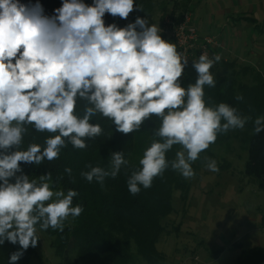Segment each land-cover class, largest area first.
<instances>
[{
	"label": "clouds",
	"instance_id": "obj_1",
	"mask_svg": "<svg viewBox=\"0 0 264 264\" xmlns=\"http://www.w3.org/2000/svg\"><path fill=\"white\" fill-rule=\"evenodd\" d=\"M135 7V0H93L91 5L62 0L49 17L38 2L0 0V245L34 248L40 240L37 225L62 232L69 217L80 216L82 206H73L77 192L53 190L50 172L38 179L17 173L21 163L38 166L58 159L68 144L85 149L88 140L103 133L99 123L90 122L98 114L125 135L153 117L160 121L141 167L127 180L132 195L140 186L150 188L169 167L193 179V162L220 134L243 130L249 121L253 134L264 130V116L253 119L227 103L206 101L205 87L217 84L210 70L219 54L193 60L197 78L185 87L181 77L188 59L162 38L158 25L139 17L126 27L105 24V14L127 19ZM79 101L84 102L82 116L76 111ZM29 126L53 135L43 147L30 143L22 149ZM174 145L180 150L168 160ZM204 160L208 170L219 172L214 159ZM127 163L122 151L113 152L108 168L89 165L81 176L103 187ZM65 172L71 176L72 169ZM22 255L13 253L10 264Z\"/></svg>",
	"mask_w": 264,
	"mask_h": 264
},
{
	"label": "trees",
	"instance_id": "obj_2",
	"mask_svg": "<svg viewBox=\"0 0 264 264\" xmlns=\"http://www.w3.org/2000/svg\"><path fill=\"white\" fill-rule=\"evenodd\" d=\"M25 5H34L37 2L43 7L44 14L51 17L55 15V9L61 7L62 0H19ZM91 5L93 0H83ZM135 10L127 19L113 17L105 14V24H116L118 27H126L134 23L139 17L147 19L153 14L154 0H135ZM165 20L166 9H161ZM174 10L171 15L170 25L179 23L181 16L176 17ZM173 22V24H172ZM175 22V23H174ZM139 30V29H138ZM162 38L164 36L161 34ZM167 40V39H166ZM175 44L174 39L168 40ZM217 84L214 88L205 87V99L209 105L227 103L238 109L242 115H251L253 119L264 116V94L256 82L260 83L262 77L250 67L240 66L237 62L215 63L210 70ZM184 70L181 83L187 87L194 83L197 74ZM257 85V86H256ZM242 95L243 100L237 101L236 95ZM83 101L78 102L77 114L83 115ZM91 123H99L103 129L101 136L87 141L85 149H76L71 144L61 149L58 159L45 160L41 165L21 163V173L36 178L40 175L51 173L53 190H68L77 192L73 198V206L80 205L83 208L80 216L69 217L65 222L64 230H40L50 241L56 257L64 260L71 253H76V261L84 264H136L141 258L149 264H159L163 260L162 254L156 249L158 237L163 232L162 220L172 212V195L174 189H180L182 196L186 191L187 183L180 175L169 167L162 176L153 180L150 188L144 189L137 195H132L127 186V180L132 171L141 166L139 160L144 151L150 147L155 129L160 121L153 117L141 126V129L125 135L116 131L115 125L107 118L99 114L94 116ZM247 130L248 158L245 163V174L250 177L260 188H264V130L253 134V124L249 121ZM50 133H39L29 126V131L24 137L22 149H26L30 143L44 146L45 139ZM224 139L220 134L216 142L201 153L200 159L208 154L211 147ZM14 150V149H13ZM180 146L174 145L166 153L168 160L175 158V153ZM123 152L128 163L121 167L115 178L107 177L103 187L95 181L88 182L81 176V172L88 171L87 166H100L108 168L113 152ZM200 159H198L200 161ZM194 163V162H193ZM65 168H71V176L65 172ZM11 182H14V178ZM184 198V197H183ZM18 251L23 255L15 264H32L31 258L37 251L36 247L21 249L19 244L5 241L0 245V264H10V256ZM264 256V248L259 247L250 252H244L235 264H257L262 259L255 257ZM217 256V254H213ZM264 258V257H263Z\"/></svg>",
	"mask_w": 264,
	"mask_h": 264
},
{
	"label": "rangeland",
	"instance_id": "obj_3",
	"mask_svg": "<svg viewBox=\"0 0 264 264\" xmlns=\"http://www.w3.org/2000/svg\"><path fill=\"white\" fill-rule=\"evenodd\" d=\"M154 5L159 7L147 20L149 26L160 27L165 40L173 39L170 14L175 10L176 17H183L191 12L199 34H206L200 36L219 44L212 46L221 62L235 61L254 69L262 77L256 84L264 94V0H154ZM186 70L197 74L192 64ZM223 135L203 159L192 164L193 179L178 173L187 187L184 196L180 189L173 190L172 212L162 220L163 232L155 245L163 256L159 264H235L244 252L264 248V188L244 171L247 130ZM205 157L217 162L219 172L205 167ZM37 235L40 240L32 264H84L76 261V253L66 260L56 257L47 236L40 231ZM263 257H255L262 259L257 264H264ZM136 264L149 263L140 258Z\"/></svg>",
	"mask_w": 264,
	"mask_h": 264
},
{
	"label": "built area",
	"instance_id": "obj_4",
	"mask_svg": "<svg viewBox=\"0 0 264 264\" xmlns=\"http://www.w3.org/2000/svg\"><path fill=\"white\" fill-rule=\"evenodd\" d=\"M172 36L177 47V51L188 59V64L197 60L201 54H207L210 58L218 54L212 45L219 44L209 37L200 36L194 25L191 12H186L179 23L174 24Z\"/></svg>",
	"mask_w": 264,
	"mask_h": 264
},
{
	"label": "crops",
	"instance_id": "obj_5",
	"mask_svg": "<svg viewBox=\"0 0 264 264\" xmlns=\"http://www.w3.org/2000/svg\"><path fill=\"white\" fill-rule=\"evenodd\" d=\"M199 31H200V29H199ZM200 34H201V35H205V36H206V34H203V32H202V31H200Z\"/></svg>",
	"mask_w": 264,
	"mask_h": 264
}]
</instances>
